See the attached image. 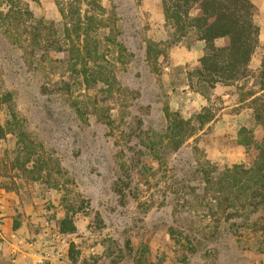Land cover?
<instances>
[{
  "label": "rangeland",
  "instance_id": "1",
  "mask_svg": "<svg viewBox=\"0 0 264 264\" xmlns=\"http://www.w3.org/2000/svg\"><path fill=\"white\" fill-rule=\"evenodd\" d=\"M65 1L15 0L22 14L14 26L5 18L13 6L0 0V90L13 92L27 129L58 159L69 189L44 179L23 180L19 191L0 187V264H264V209L256 227L233 233L224 213L184 206L197 185L191 172L198 158L249 165L254 155L238 144V130L247 126L263 137L252 99L264 101V0H251L260 28L251 77L218 84L209 98L187 80L203 42L190 34L171 43L161 0H102L104 23L92 32L100 65L89 63L86 81L71 52L72 39L83 51L84 35L65 31ZM149 40L168 45L155 67ZM101 71L112 75L108 83ZM167 105L185 118L204 107L215 117L166 155ZM15 144L11 134L1 143ZM74 210L76 230L62 232L60 220Z\"/></svg>",
  "mask_w": 264,
  "mask_h": 264
},
{
  "label": "trees",
  "instance_id": "2",
  "mask_svg": "<svg viewBox=\"0 0 264 264\" xmlns=\"http://www.w3.org/2000/svg\"><path fill=\"white\" fill-rule=\"evenodd\" d=\"M6 1L13 7L5 18L11 19L12 25L19 26L22 13L15 11V0ZM83 3L87 5L84 15ZM161 3L165 22L173 31L171 43H178L190 34L203 42V54L198 65L187 71L191 90L209 98L218 84L233 85L251 77L250 61L260 43V28L255 20L257 9L251 0H161ZM60 10L68 35L71 36V31L77 38L84 35L83 51L72 39L71 52L78 60L74 65L81 63L84 79L89 81L86 72L89 63L92 62V67L96 68L101 57L99 42L94 43L92 32L103 25L106 8L102 0H66ZM167 47L161 42L148 41L146 53L152 67L166 53ZM259 75L260 88L264 89V58ZM99 77L108 83L112 75L101 71ZM261 98H253L252 107L254 118L264 131V101ZM2 109H6L7 117L4 122L0 118V187L19 191L23 180L44 179L51 187L59 188L62 184L69 192L64 169L58 159L47 152L43 142L27 129L25 119L16 109L12 91L0 90ZM165 116L167 125L161 141L167 155L178 151L191 136L213 120L215 114L211 108L204 107L191 118H185L180 111L167 105ZM9 134L16 139L15 147L3 149L1 143ZM237 142L252 152V163L219 165L209 159L198 158L191 172L197 185L190 187L189 197L184 200V206L189 209L202 210L207 206L212 211L224 213V221L229 223L228 230L233 233L238 232L236 228L256 227L259 222L254 217L264 209V134L257 139L252 128L241 126ZM156 151L153 156L164 164ZM74 215L75 210L71 214L67 212L60 220L62 232L76 230Z\"/></svg>",
  "mask_w": 264,
  "mask_h": 264
}]
</instances>
